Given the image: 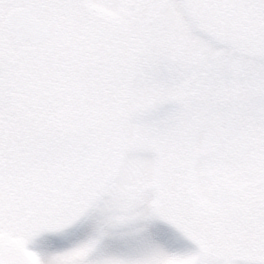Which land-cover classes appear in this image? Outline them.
I'll return each mask as SVG.
<instances>
[{
	"label": "snow or ice",
	"instance_id": "1",
	"mask_svg": "<svg viewBox=\"0 0 264 264\" xmlns=\"http://www.w3.org/2000/svg\"><path fill=\"white\" fill-rule=\"evenodd\" d=\"M0 264H264V0H0Z\"/></svg>",
	"mask_w": 264,
	"mask_h": 264
}]
</instances>
